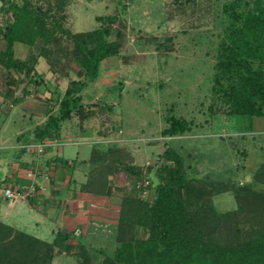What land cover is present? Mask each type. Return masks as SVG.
Instances as JSON below:
<instances>
[{
  "label": "rangeland",
  "instance_id": "obj_1",
  "mask_svg": "<svg viewBox=\"0 0 264 264\" xmlns=\"http://www.w3.org/2000/svg\"><path fill=\"white\" fill-rule=\"evenodd\" d=\"M24 3L44 29L34 46L15 45V57L27 65L20 75L7 69L1 52L6 48L3 29L15 21V7ZM112 16L119 18L109 21ZM258 18L264 19V0H0V187L17 162L14 146L20 133H29L42 120L19 105L48 102L56 112V96L71 81L84 80L73 35L86 33L94 44L98 29L124 34L117 39L113 33V40L121 42L120 54L105 59L99 78L82 91L92 115L85 123L78 116L67 121L69 130L82 124L85 132L95 134V146L85 143L81 150L87 156L94 148L88 181L100 179V186L94 183L88 193L102 201L93 208L75 250L54 248V257L68 256L57 263L120 258L122 237L144 238L140 226L133 232L123 229L132 219L129 209L140 201L151 204L157 192L153 181L163 182L169 170L180 167L204 194L190 200L189 209L200 213L210 232L228 231L225 245L230 247L252 232L243 217L249 208L244 197L264 196V116L231 111L239 94L254 100L255 82H263L264 43H256L252 29ZM11 91L20 101L6 97ZM174 118L191 123L190 131L166 136L163 131ZM110 161L112 169L104 167ZM101 167L109 170L105 181ZM176 197L186 196L177 191ZM13 240L0 234V252L11 248ZM46 255H51L48 249ZM137 262L130 258L120 264Z\"/></svg>",
  "mask_w": 264,
  "mask_h": 264
},
{
  "label": "trees",
  "instance_id": "obj_2",
  "mask_svg": "<svg viewBox=\"0 0 264 264\" xmlns=\"http://www.w3.org/2000/svg\"><path fill=\"white\" fill-rule=\"evenodd\" d=\"M174 1L176 3L191 2V0ZM15 8V21L10 22L6 29H3L6 48L1 52V56L5 57L6 62L4 61V64H6L7 69L21 75L27 65L15 57V45L23 43L34 46L39 39L43 38L42 29L44 26L40 24L42 20L38 17L34 18L35 12L30 10L29 5L24 3ZM118 18L117 16L108 17L109 21H115ZM252 24L254 25L253 28L251 27L253 34L258 39L256 43L259 45L261 40L264 43V19L258 18ZM26 30L30 32L28 36L25 34ZM114 32L110 28L96 30L94 33L96 42L94 44L88 42L86 33L73 35L72 39L80 50L81 56L77 60L82 64L85 71L84 80L70 82L66 92L59 99L58 111L50 113L47 121L37 129V139L42 144L47 143L49 138H53L61 125L72 120L75 116H78L83 123L92 115L93 110H90L91 113L86 111L82 91L99 78L100 66L105 59L120 54L121 42L116 39L113 40V37L122 39L124 34L121 31H116V35L113 36ZM55 61L49 60L52 65L56 66ZM36 64H38V59L34 61V65ZM263 77L261 73L262 83L255 82L257 85L254 100L252 98L246 99L240 94L236 97L237 100L235 99L233 102L232 115L264 116ZM9 93L6 97L13 98L15 103L20 101L21 98L17 97V93L13 91ZM191 125V123L174 118L171 119L163 133L171 137L184 134L190 131ZM105 166L112 169V161ZM102 168L99 170L101 172H98L101 173V181H105L104 175L106 176L109 170L105 168L104 171ZM168 172V177L164 179L165 182L158 180L154 201L151 204L138 202V205L129 209L132 219L123 222V229L129 227L131 232L137 226L143 228L144 238L138 240L133 235L129 238L122 237V250L118 253L120 258L106 256L101 263L96 262L94 264L128 263L130 258L137 259L138 262L134 264H264V196L263 198L256 196V200H253L252 195L244 197V199L249 200V208L243 212L245 213L243 217L249 226L252 225L253 230L244 239L238 240L230 247L225 245L230 236L228 231L217 233L215 230L210 232L209 224L204 218L199 217L200 213L189 209L191 207L189 206L190 200L196 198L195 200L198 201L204 194L199 188L193 186L192 178L188 173L181 167L171 169ZM99 180L97 179L96 182H94L95 180L88 181L84 189L87 192L91 191L94 183L97 184V187L100 186ZM153 182L155 184V181ZM177 191H182L186 197H176ZM188 197H190L189 201L186 199ZM242 207L243 210L246 209L244 205ZM249 209L251 210L249 211ZM0 234L4 238L14 236V240L11 241V248L14 249L8 248L0 252V264L53 263V245L4 224H0ZM212 248L214 251L211 250ZM47 249L50 251V256L46 255ZM14 250L18 254L17 256L14 255Z\"/></svg>",
  "mask_w": 264,
  "mask_h": 264
},
{
  "label": "crops",
  "instance_id": "obj_3",
  "mask_svg": "<svg viewBox=\"0 0 264 264\" xmlns=\"http://www.w3.org/2000/svg\"><path fill=\"white\" fill-rule=\"evenodd\" d=\"M27 103L19 107L25 110V114H38L42 120L29 133L17 135L18 143L14 146L17 162L13 163V171L0 187V224L25 232L56 249L67 246L75 250L83 239L93 208L102 201L84 189L89 177L88 161L94 148L86 156L82 154L81 147L85 143L94 145L95 134L85 132L86 127L82 124L78 130H69V121L65 122L57 134L47 140L45 152L38 155L35 148L42 142L37 139V129L55 111H51L52 106L48 102ZM7 189L15 193L13 198L6 196ZM16 212L20 217L15 216ZM5 217L14 219L4 220ZM27 229H35L34 234L25 231ZM60 258L68 259V256L56 255L52 264H60L57 263Z\"/></svg>",
  "mask_w": 264,
  "mask_h": 264
},
{
  "label": "built area",
  "instance_id": "obj_4",
  "mask_svg": "<svg viewBox=\"0 0 264 264\" xmlns=\"http://www.w3.org/2000/svg\"><path fill=\"white\" fill-rule=\"evenodd\" d=\"M47 146V144L46 143H44V144H40L39 146H37L35 149V151H36V153L38 154V155H42L44 152H45V147ZM6 196L8 197V198H13L14 197V195H15V193L13 192V190L12 189H7L6 190Z\"/></svg>",
  "mask_w": 264,
  "mask_h": 264
},
{
  "label": "water",
  "instance_id": "obj_5",
  "mask_svg": "<svg viewBox=\"0 0 264 264\" xmlns=\"http://www.w3.org/2000/svg\"><path fill=\"white\" fill-rule=\"evenodd\" d=\"M154 179H155V178H154ZM155 182H156L155 184L157 185V184H158V181H157L156 179H155Z\"/></svg>",
  "mask_w": 264,
  "mask_h": 264
}]
</instances>
